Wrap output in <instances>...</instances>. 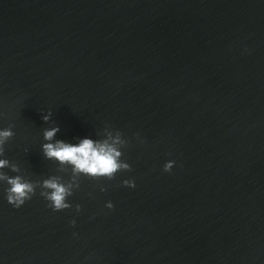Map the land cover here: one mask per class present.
<instances>
[{
	"label": "water",
	"instance_id": "water-1",
	"mask_svg": "<svg viewBox=\"0 0 264 264\" xmlns=\"http://www.w3.org/2000/svg\"><path fill=\"white\" fill-rule=\"evenodd\" d=\"M49 109L54 139L119 129L131 169L58 212L0 194V264H264V0H0L5 154L32 179Z\"/></svg>",
	"mask_w": 264,
	"mask_h": 264
},
{
	"label": "clouds",
	"instance_id": "clouds-1",
	"mask_svg": "<svg viewBox=\"0 0 264 264\" xmlns=\"http://www.w3.org/2000/svg\"><path fill=\"white\" fill-rule=\"evenodd\" d=\"M40 118L44 124L50 125L42 129L41 154L44 159L54 161L56 169L54 174L39 179L30 178L16 161L6 156V145L15 133L12 125L0 126V194L12 207L20 208L39 190V196L47 202V207L53 212L72 208L73 204L68 198L80 188L82 176L111 180L117 172L131 169V165L122 158L129 140L119 129L105 125L97 129L94 135L76 137V142H70L54 139L60 131V125L53 120L51 109L42 110ZM134 135L141 144L144 143L139 133ZM24 150L27 151V148ZM175 163V160H166L162 166L163 171L171 172ZM121 183L129 188L135 187V180L132 178L123 179ZM98 187L100 192L106 190L103 184ZM74 207L79 213L81 205L77 203ZM104 207L112 209L114 205L108 200ZM69 223L75 225L76 220L72 219Z\"/></svg>",
	"mask_w": 264,
	"mask_h": 264
}]
</instances>
